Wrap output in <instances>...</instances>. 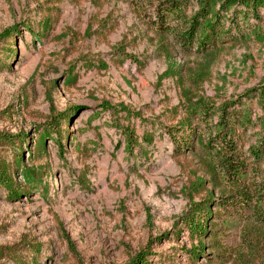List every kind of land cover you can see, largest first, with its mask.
I'll return each mask as SVG.
<instances>
[{
    "label": "rangeland",
    "instance_id": "rangeland-1",
    "mask_svg": "<svg viewBox=\"0 0 264 264\" xmlns=\"http://www.w3.org/2000/svg\"><path fill=\"white\" fill-rule=\"evenodd\" d=\"M175 1L165 23L181 30L197 0ZM164 5L0 0V161L19 187L0 186V264H264V225L226 205L199 142L177 150L169 137L203 144L224 111L246 179H264V8L223 14L204 55L160 33ZM169 66L177 76L159 78ZM205 199L211 221L196 239L183 220Z\"/></svg>",
    "mask_w": 264,
    "mask_h": 264
},
{
    "label": "trees",
    "instance_id": "trees-1",
    "mask_svg": "<svg viewBox=\"0 0 264 264\" xmlns=\"http://www.w3.org/2000/svg\"><path fill=\"white\" fill-rule=\"evenodd\" d=\"M243 8L244 11H236L240 13L242 17L254 16L257 18V11L264 8V0H197L196 10L184 19L186 27L181 30L173 29L169 27L165 21L168 17H177L180 14V8L178 1L166 0V5L159 13V25L158 28L162 29L160 33H167L171 36L174 42L182 49L188 50L193 43H197L198 52L206 55L208 52L215 50V41L224 35L225 31L221 26V19L223 14H226L232 8ZM8 32V31H7ZM5 32L4 35L7 34ZM254 34H256L254 32ZM8 35V34H7ZM131 59L135 64H139L133 57H127ZM177 73L173 71L171 66L164 71L159 78L175 77ZM202 107H194L191 109L193 114L199 115ZM120 110H125L120 108ZM190 110V109H189ZM224 112V111H223ZM221 113L220 119L214 125V134L205 143L192 131H186L184 136L177 138L174 134L169 133L170 140L175 149L190 148L193 152L195 144L199 142L202 148L203 158L205 164L212 174H218L222 178L225 191L228 195H222L221 198H229L226 205L232 206V210L235 213L244 211L249 215V219L259 225H264V179L252 183H249L245 175L247 173L248 162L243 158L238 157L236 148V142L232 140L233 126H229V116H224ZM53 119L52 121H55ZM182 129V127H180ZM125 149L130 151L133 144L136 143L132 134L125 133ZM47 132L41 133L39 136V143L42 145L43 140L48 136ZM228 137V139H226ZM190 139V145L188 140ZM192 143V144H191ZM188 144V145H187ZM255 157V153L253 158ZM21 155H13V163L15 170L19 168L20 177L26 184L33 181L34 173L30 170L21 169ZM11 171L7 166L0 161V186L5 190L7 196L16 197L19 187L11 179ZM202 180H197L192 184L193 188L200 187ZM195 190V189H194ZM198 189L195 191L197 192ZM195 192V193H196ZM197 194V193H196ZM212 199L203 200L202 204L193 203L192 209L186 218L183 220L184 225L189 232V235L196 239H201L208 232L206 230V224L210 219L209 203ZM212 224H209V227ZM201 250L199 247L198 252ZM197 253V252H196ZM140 262L136 260L135 263ZM134 264V263H131Z\"/></svg>",
    "mask_w": 264,
    "mask_h": 264
}]
</instances>
